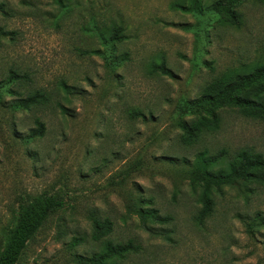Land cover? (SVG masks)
<instances>
[{
	"label": "rangeland",
	"instance_id": "obj_1",
	"mask_svg": "<svg viewBox=\"0 0 264 264\" xmlns=\"http://www.w3.org/2000/svg\"><path fill=\"white\" fill-rule=\"evenodd\" d=\"M191 1L0 0V250L22 206L62 203L19 264H96L129 241L136 250L103 264H264V225L246 228L264 219V187L224 189L199 223L188 180L201 153L264 156V122L224 108L219 130L195 144L178 127L198 117L188 104L214 77L264 64V3L240 4L232 26L211 12L218 0L199 13L172 8ZM94 26L124 38L104 47ZM162 63L171 78L153 70ZM38 91L45 105L15 108ZM140 207L170 220L146 231Z\"/></svg>",
	"mask_w": 264,
	"mask_h": 264
},
{
	"label": "trees",
	"instance_id": "obj_2",
	"mask_svg": "<svg viewBox=\"0 0 264 264\" xmlns=\"http://www.w3.org/2000/svg\"><path fill=\"white\" fill-rule=\"evenodd\" d=\"M201 1L192 0L190 7L185 8L182 4H174L172 8L183 12L199 13ZM247 0H218L212 4L211 12L222 16L225 23L232 26L241 24V15L235 9ZM264 3V0H254ZM3 4H0V13H3ZM96 30L102 46L107 43L118 42L124 38L120 29H112L108 32ZM93 55H103L100 50L92 51ZM154 71L161 75L172 77L164 63L155 65ZM10 82L27 79L15 72H10ZM66 88V86H63ZM48 102V95L42 91L18 99L15 108L27 110L32 107L43 106ZM198 117L191 121H179L178 127L182 132L184 142L195 144L204 134H212L219 130L221 125L220 111L224 108H235L245 118L264 122V64L242 66L239 69H228L214 77L203 89L198 100L188 104ZM141 117H143L141 115ZM36 129L31 131V137H41L44 126L37 120ZM189 186L197 195V203L200 206L197 220L204 222L213 213L216 194H221L224 189H246L249 184L264 187V156L243 151L228 159L226 156L208 157L206 153L199 154L189 171ZM246 191V190H245ZM62 207V203L56 197L44 196L22 206L19 210L16 222L10 230L3 248L0 250V264H19L23 252L35 234L41 229L51 213ZM139 224L142 229L151 231L149 224H166L170 219L158 215L156 210L140 207L137 211ZM260 225H264V219L256 217L252 223L246 225L249 234ZM109 229V223L104 226ZM100 231L99 229H97ZM99 239V237H98ZM137 247L129 241L127 245H108L104 253L95 259L96 264L110 255L123 257Z\"/></svg>",
	"mask_w": 264,
	"mask_h": 264
}]
</instances>
